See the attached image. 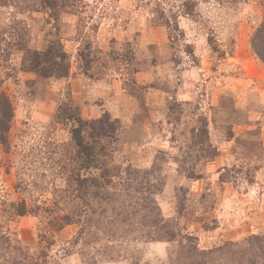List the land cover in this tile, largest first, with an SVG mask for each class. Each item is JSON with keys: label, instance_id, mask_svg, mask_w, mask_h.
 <instances>
[{"label": "rangeland", "instance_id": "1", "mask_svg": "<svg viewBox=\"0 0 264 264\" xmlns=\"http://www.w3.org/2000/svg\"><path fill=\"white\" fill-rule=\"evenodd\" d=\"M262 25L264 0H0V264H176L187 236H264ZM71 111L116 122L95 163ZM155 206L182 248L146 240Z\"/></svg>", "mask_w": 264, "mask_h": 264}, {"label": "trees", "instance_id": "2", "mask_svg": "<svg viewBox=\"0 0 264 264\" xmlns=\"http://www.w3.org/2000/svg\"><path fill=\"white\" fill-rule=\"evenodd\" d=\"M251 46L255 55L264 63V25L254 34L251 40ZM49 54L51 56L50 59L58 58L60 62L63 61L65 57L63 53L54 56L50 51ZM54 64L55 62H52V65ZM63 75L64 74H60L59 77H63ZM65 113L67 115L69 112L67 110L65 111V108L60 107L57 111V118L63 120L64 118L61 117V114ZM70 113L69 118H74L75 116L74 122L76 124L71 134L77 158L82 159V161L88 164L95 163L98 157L100 158L106 155L107 145L111 143L116 130V122L110 121L108 115H104L97 120L86 122L82 121L78 115L72 114V111ZM86 128H88V133L85 135L84 131ZM0 129L3 130L1 124ZM110 178H112V176L108 178L106 174H102L98 179L84 180L83 183L89 182L98 186L100 180L107 185H111L113 178ZM75 180L77 183H81L79 178ZM147 213V221L143 226L154 228L155 231L158 230L159 232L153 236H146V240L153 242H176L177 246L182 248L181 243L176 240L177 235L174 232V228L160 215L159 209L155 206V208H149ZM131 215H134V212L131 213ZM64 219L68 220L69 218L65 217ZM184 242L188 245V250L186 252L187 256L184 257L181 251L177 252L178 257L174 260L176 264H264V236H252L240 244L223 245L206 251H199L197 245H194V240L191 239L190 236L185 237ZM108 249L110 251L114 250L113 248Z\"/></svg>", "mask_w": 264, "mask_h": 264}]
</instances>
